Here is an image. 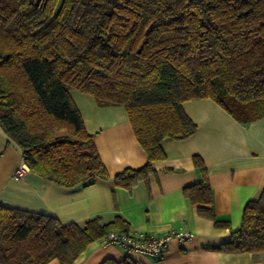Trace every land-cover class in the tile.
I'll list each match as a JSON object with an SVG mask.
<instances>
[{
  "label": "trees",
  "instance_id": "1",
  "mask_svg": "<svg viewBox=\"0 0 264 264\" xmlns=\"http://www.w3.org/2000/svg\"><path fill=\"white\" fill-rule=\"evenodd\" d=\"M122 106L147 163L115 184L131 190L165 157V138L197 126L189 100L211 99L239 123L264 118V0H0V127L24 164L60 187L107 180L93 136L69 91ZM57 132H64L58 135ZM184 190L216 228L206 167ZM128 232L121 216L61 225L53 217L0 206V264H73L108 232ZM216 251L264 252V192L246 204L241 226ZM102 264H141L125 257Z\"/></svg>",
  "mask_w": 264,
  "mask_h": 264
},
{
  "label": "crops",
  "instance_id": "2",
  "mask_svg": "<svg viewBox=\"0 0 264 264\" xmlns=\"http://www.w3.org/2000/svg\"><path fill=\"white\" fill-rule=\"evenodd\" d=\"M86 132L93 136L109 179H96L84 187H60L39 178L24 164L22 150L0 127V206L50 216L61 225L82 223L102 216L111 221L121 216L129 231L161 236L185 230L193 238L173 241L162 256L128 253L100 240L87 245L73 264H102L125 257L141 264H264V252L229 254L215 248L229 242L239 230L243 210L264 192V118L239 123L211 99L189 100L184 113L197 126L185 140L165 138L160 146L165 157L151 164L147 181L131 190L115 184L125 169L146 165L147 156L134 136L122 106L97 104L93 96L70 90ZM63 135L64 132H57ZM193 157L202 159L212 194V212L229 228H216L213 221L197 214L184 190L201 179ZM24 165L21 179L14 173ZM116 231V230H113ZM48 264H59L52 260Z\"/></svg>",
  "mask_w": 264,
  "mask_h": 264
},
{
  "label": "built area",
  "instance_id": "3",
  "mask_svg": "<svg viewBox=\"0 0 264 264\" xmlns=\"http://www.w3.org/2000/svg\"><path fill=\"white\" fill-rule=\"evenodd\" d=\"M27 168L22 165L14 173V179H21ZM193 238L191 232L185 230L171 231L161 236L146 235L139 232H118L110 231L100 242L105 246H115L128 253H139L145 256H162L169 245L176 241L178 243Z\"/></svg>",
  "mask_w": 264,
  "mask_h": 264
}]
</instances>
